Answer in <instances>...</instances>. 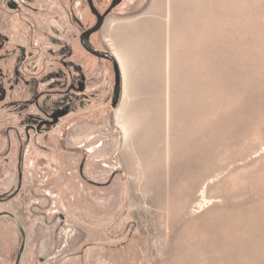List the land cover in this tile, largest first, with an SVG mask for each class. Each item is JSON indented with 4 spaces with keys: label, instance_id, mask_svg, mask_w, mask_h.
<instances>
[{
    "label": "rangeland",
    "instance_id": "1",
    "mask_svg": "<svg viewBox=\"0 0 264 264\" xmlns=\"http://www.w3.org/2000/svg\"><path fill=\"white\" fill-rule=\"evenodd\" d=\"M92 2L115 107L112 62L80 43L87 0H0V264H15L14 218L19 264H264V0H217L221 26H188L168 0ZM128 41L144 68L125 94L114 48ZM150 141L157 187L136 153Z\"/></svg>",
    "mask_w": 264,
    "mask_h": 264
},
{
    "label": "bare ground",
    "instance_id": "2",
    "mask_svg": "<svg viewBox=\"0 0 264 264\" xmlns=\"http://www.w3.org/2000/svg\"><path fill=\"white\" fill-rule=\"evenodd\" d=\"M174 2L176 3V5L181 6L183 8V11H182L183 13L181 15V18H182L183 23H187L188 26L196 18H198V22H199L198 24H201V25H209L210 24V25L221 26L223 20L227 19V15L225 16L224 12L225 11L228 12V10L230 9L229 7L224 6L222 4H217V0H177V2H176V0H172V1L168 0V3H167L168 16H169V12H171V11L174 12V5L175 4L172 5V3H174ZM159 7H160L159 0H155L154 5H153L154 11H158ZM204 12H206L207 15H204L203 14ZM171 19H172V15H171ZM146 24L148 25V21ZM153 24H154V26L158 25V22L156 20L154 21V19H153L150 22L149 28L152 29L151 25H153ZM153 29H154V27H153ZM184 30L186 31L187 29H184ZM198 36L200 38H202V36H203V38H204V34L202 35L199 33ZM121 43H119L118 46H115L114 51H115V55L118 58L120 69H121L122 76H123L124 92H125V94H128V89H129L128 87H129L130 83L133 82V80H131V77L134 76V78H135V76L137 75L136 73L139 71V68L143 69L144 67H142V63H140L137 60V58H139L137 55L139 53L138 47H136V45L133 44L132 41H128L129 44L125 43V46H124V44L122 45ZM151 45H154V43H152ZM122 46L124 47L126 52H124ZM135 55H137V58H135ZM146 65H147V63H146ZM131 67H135L136 70L132 71ZM145 67H146V70L150 69V68H147V66H145ZM135 80H136V78H135ZM122 111H123V109L120 108L117 112V114L120 117L118 123L120 124V127L124 131V134L126 135V137L127 136L129 137L131 135V133L129 132V127H128L129 122H128L127 117L126 116L124 117L125 114L123 115ZM175 130H177V132L175 134L172 133V139H173V142L175 143V145H176V141L178 142V144L180 142V144H179L180 149H178V148L177 149L179 151H181L182 149L183 150L186 149L187 145L185 144V142L187 139V135L189 134L188 130H187V124H185V122H182V123H180V125L178 124V128ZM126 139H128V138H126ZM153 141H156V139H154ZM152 145L153 144L151 141L148 142V144H146V143L142 144V145L139 144L138 148L136 150V153L140 159V162H141V165L143 168V172H144V175L146 178L145 186L152 185V186L157 187L160 184V174H159L158 170L156 168H154V166L156 165V162H158L159 154L156 153L155 150H153ZM176 147H177V145H176ZM194 148H196V147L194 146ZM150 150H153V152L151 153ZM194 152H195V149H193V153ZM142 162H144L145 165H143ZM188 163H189V160L187 158L183 157V162H182L183 166L181 167V169L184 172L183 179L187 180V178H189L190 182H191L195 176V172L191 171L190 169L187 170V168H183L185 165L187 166ZM144 169H146L147 172L144 171ZM188 175H190V176H188ZM204 189H205V183L202 185V188L199 191L201 197L204 196L203 195ZM197 205H198V207H201L200 203H197L196 206Z\"/></svg>",
    "mask_w": 264,
    "mask_h": 264
},
{
    "label": "water",
    "instance_id": "3",
    "mask_svg": "<svg viewBox=\"0 0 264 264\" xmlns=\"http://www.w3.org/2000/svg\"><path fill=\"white\" fill-rule=\"evenodd\" d=\"M90 10L91 12L96 16V23L88 28L87 30H85L84 32L81 33L80 35V43L82 45V47L88 51L89 53H91L92 55L98 57V58H103V59H107L109 61L112 62L113 64V68H114V86H113V92H112V101H111V105L112 107H115L119 101V97H120V92H121V74H120V70H119V66L117 64V61L115 60L114 56L106 51H100L97 49H94L89 42V37L92 33L98 31L103 23V19L105 17V15L107 14V12L100 14L97 9L94 7L92 0H87ZM120 0H113V2L110 5L109 10L116 6L119 3ZM108 10V11H109ZM7 214V212H1L0 216ZM15 223L17 225L18 230L20 231L21 235H22V241L15 259V264H19V260H20V256L21 253L23 251L24 248V239H25V235H24V231L19 223V221L17 219H15Z\"/></svg>",
    "mask_w": 264,
    "mask_h": 264
},
{
    "label": "flooded vegetation",
    "instance_id": "4",
    "mask_svg": "<svg viewBox=\"0 0 264 264\" xmlns=\"http://www.w3.org/2000/svg\"><path fill=\"white\" fill-rule=\"evenodd\" d=\"M110 1H111V3L113 2V0H110ZM122 1H123V0H120V1H119V4H120ZM87 4H88V1H87ZM88 5H89V4H88ZM105 17H106V16H105ZM105 17H104V18H105ZM103 20H104V19H103ZM90 36H91V35H90ZM89 38H90V37H89Z\"/></svg>",
    "mask_w": 264,
    "mask_h": 264
}]
</instances>
